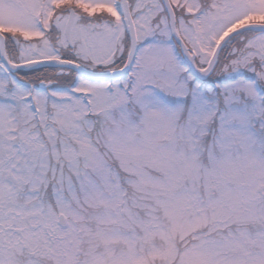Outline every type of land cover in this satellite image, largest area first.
I'll return each mask as SVG.
<instances>
[{
    "label": "snow or ice",
    "instance_id": "1",
    "mask_svg": "<svg viewBox=\"0 0 264 264\" xmlns=\"http://www.w3.org/2000/svg\"><path fill=\"white\" fill-rule=\"evenodd\" d=\"M0 264H264V0H0Z\"/></svg>",
    "mask_w": 264,
    "mask_h": 264
}]
</instances>
